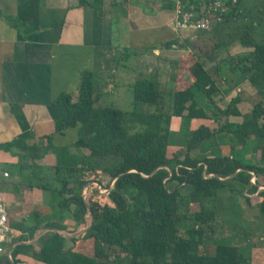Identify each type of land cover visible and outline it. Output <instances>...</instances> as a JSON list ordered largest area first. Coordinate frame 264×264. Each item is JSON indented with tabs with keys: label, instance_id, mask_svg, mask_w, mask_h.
Returning a JSON list of instances; mask_svg holds the SVG:
<instances>
[{
	"label": "trees",
	"instance_id": "trees-1",
	"mask_svg": "<svg viewBox=\"0 0 264 264\" xmlns=\"http://www.w3.org/2000/svg\"><path fill=\"white\" fill-rule=\"evenodd\" d=\"M202 33L198 35L200 47L174 62L168 105L158 82L140 78L130 86V110L100 106L88 70L81 73L74 100L62 93L53 101L67 110L58 129L78 127L89 157H116L120 162L96 169L68 165L58 157L56 165L47 168L48 182L29 184L61 196L60 208L73 205L76 223H85L87 204L93 217L82 238L85 248L65 249V238L53 233L33 252L34 258L45 264H249L239 247L222 242L215 245L212 255L204 253V236L213 232L216 222L213 198L224 187L236 190L233 182L243 188L248 205L246 193H256L254 206L264 222V189L259 190L264 186L259 181L264 177V0H238L217 25ZM206 43L208 51L202 50ZM237 46L244 52L234 56L230 51ZM223 53L226 56L221 58ZM220 78L230 88L247 82L261 100L240 122L225 121L216 130L210 127L211 121L242 116L237 108L239 96L231 97L223 109L215 102L222 91ZM180 120L194 125L183 154L169 157L171 128ZM221 131L227 134L229 153L191 154ZM248 139L255 142L262 164L244 158ZM39 142L45 153L53 148L49 135ZM10 145L27 151L32 160L40 156L35 153L36 144L27 146L16 140ZM87 186L86 204L83 190ZM181 186L188 187L187 194H181ZM100 188L107 192L101 193Z\"/></svg>",
	"mask_w": 264,
	"mask_h": 264
},
{
	"label": "crops",
	"instance_id": "crops-1",
	"mask_svg": "<svg viewBox=\"0 0 264 264\" xmlns=\"http://www.w3.org/2000/svg\"><path fill=\"white\" fill-rule=\"evenodd\" d=\"M173 19L164 0H0V194L9 204L8 225L15 235L4 244L0 264H45L33 252L56 232L65 238V249L85 248L89 212L78 224L73 205L60 208L61 196L29 187L48 182L42 169L56 165L58 157L81 165L79 160L89 156L78 127L57 128L67 110L53 101L62 93L74 100L86 70L99 102L120 87L131 93L135 79L172 82L174 62L191 41L173 27ZM47 135L53 148L45 153L39 140ZM16 140L38 145L40 156L32 160L20 147L7 146ZM244 158L250 160L248 154ZM255 234L237 244L245 248L249 264H264V234Z\"/></svg>",
	"mask_w": 264,
	"mask_h": 264
},
{
	"label": "rangeland",
	"instance_id": "rangeland-1",
	"mask_svg": "<svg viewBox=\"0 0 264 264\" xmlns=\"http://www.w3.org/2000/svg\"><path fill=\"white\" fill-rule=\"evenodd\" d=\"M182 32L183 34L189 35L191 39L190 42H192V45L188 46L189 50L180 55V57H185V55L187 54L190 55L194 50H197L200 47V41L198 39L199 33L194 34L190 30H184ZM206 42L208 43V41ZM207 43L205 47L202 48V50L203 49L204 51L209 50V44ZM242 52H244V49L238 46L232 48L230 51V53L234 56L237 54H241ZM225 56L226 53H223L221 58H224ZM126 63L129 64L130 60L127 61ZM121 70L122 69H118V72H121ZM160 86H161L160 89H162L163 92L165 93L164 101L166 105H168L169 99L167 93L170 90H172L173 84L172 82H168V84L166 85L162 84ZM220 88L222 91L214 97V100L217 103V105L223 109L226 107L231 97L239 96L240 103H238L237 108H239V111L241 112L242 116L234 117V118L222 117L218 122L211 121L210 127L215 128L216 130H219L221 125L225 121L240 122L243 118V115L248 114L251 111L252 106L256 102L261 100V97L257 94L255 89L251 87L247 82L241 83L236 87L230 88L228 83L222 81V79L220 78ZM120 89L121 90H119V93L115 94L114 96L102 97V99L99 102V105L115 106L124 111L130 110L132 108V94L130 93V90L127 87H120ZM225 90H228V92L226 93ZM138 108L144 110L150 109L146 105H138ZM192 125L194 124L188 126L184 120H180L173 125V127L171 128V135L168 145V149L170 151L168 155L169 157H171L173 154H178L180 156L183 154L184 142L187 138L189 128L193 127ZM213 140L214 143L212 142ZM208 142L203 144L200 148L193 150L191 154L193 156L196 155L207 156V155H212L214 151H220L224 154L229 153L227 134L224 131H221L217 135H215L211 140L210 144ZM246 154L249 155L251 162L255 164H262V161L258 159L259 152L257 151L255 147V142L252 139H248ZM79 161L82 162L81 165H88L90 167H95L96 169L97 168L103 169L105 167H113L117 165L120 162V159L116 157L94 158L88 156V158H83L80 159ZM42 171L44 172V175L45 174L48 175L49 173L47 167L43 168ZM44 181H46V179H44ZM259 181L261 183L264 182V177L259 178ZM49 182L51 183L52 181ZM174 184L175 183H172L168 186L171 187ZM233 184L236 190H231L229 186L224 187L220 189L217 192L216 197L213 198V204L215 206V211L217 213V216H216V220H215L216 222L214 225L213 232L211 233L210 231H207L204 236V245L206 248V251L204 253L206 254L212 255L214 253L215 245L217 243L222 242L238 247L239 246L237 244L238 241L241 242L242 244L244 240L253 237L255 233H256L255 237H258L259 234L261 235L264 234L263 231L264 222L259 219L256 220V218H254L255 215L258 216L259 214L258 210L256 209V207L251 211L250 209H248V204L245 201L244 192H242L243 188L236 182H233ZM86 188L83 190V194L87 200ZM100 189L102 191L104 190L102 188ZM188 191H189L188 187L181 186L182 195L187 194ZM256 201H257L256 196H250L251 204L252 203L256 204ZM186 209H187L186 203L185 201H182L181 210L184 211ZM239 248L244 253L245 248L243 246H239ZM3 249H4V245L2 246V249L0 251V257L2 256L1 254L4 253Z\"/></svg>",
	"mask_w": 264,
	"mask_h": 264
},
{
	"label": "built area",
	"instance_id": "built-area-1",
	"mask_svg": "<svg viewBox=\"0 0 264 264\" xmlns=\"http://www.w3.org/2000/svg\"><path fill=\"white\" fill-rule=\"evenodd\" d=\"M171 4L174 14L173 27L178 31L190 30L192 33L206 32L222 20L224 14L235 6L238 0H164ZM8 177V172H1ZM252 182L255 176H252ZM106 193L107 190H101ZM8 206L0 194V251L6 243L13 242L15 235L8 225Z\"/></svg>",
	"mask_w": 264,
	"mask_h": 264
},
{
	"label": "water",
	"instance_id": "water-1",
	"mask_svg": "<svg viewBox=\"0 0 264 264\" xmlns=\"http://www.w3.org/2000/svg\"><path fill=\"white\" fill-rule=\"evenodd\" d=\"M230 177H232V176H230ZM230 177H227V178H224V179H221L220 178V180H226V179H228V178H230ZM263 189H264V186H263ZM87 204V203H86ZM87 210H88V212H89V214H90V221H89V225L85 228V230L84 231H86L87 229H89V227L92 225V223H93V217H92V215H91V212H90V208H89V206H88V204H87ZM53 231H55V230H53ZM56 232V231H55ZM57 233V232H56Z\"/></svg>",
	"mask_w": 264,
	"mask_h": 264
}]
</instances>
